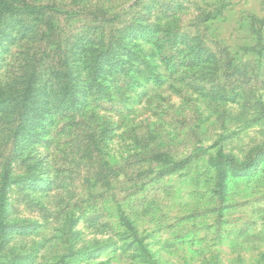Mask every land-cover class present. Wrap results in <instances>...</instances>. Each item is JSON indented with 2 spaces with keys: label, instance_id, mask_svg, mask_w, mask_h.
I'll list each match as a JSON object with an SVG mask.
<instances>
[{
  "label": "rangeland",
  "instance_id": "rangeland-1",
  "mask_svg": "<svg viewBox=\"0 0 264 264\" xmlns=\"http://www.w3.org/2000/svg\"><path fill=\"white\" fill-rule=\"evenodd\" d=\"M3 169L0 264H264V0H0Z\"/></svg>",
  "mask_w": 264,
  "mask_h": 264
},
{
  "label": "trees",
  "instance_id": "trees-1",
  "mask_svg": "<svg viewBox=\"0 0 264 264\" xmlns=\"http://www.w3.org/2000/svg\"><path fill=\"white\" fill-rule=\"evenodd\" d=\"M23 8H25L26 10H28V11H30V10H34V9H36L37 7L36 6H30V5H24L23 6ZM114 18H119V14L118 15H116V16H114ZM31 80H32V78L31 77H29V79H28V81H27V86H26V90L24 91V94H25V96L23 97V99L26 97V96H28V97H30V95H31V93H30V88H29V84L31 83ZM22 93V92H21ZM29 93H30V95H29ZM27 97V98H28ZM163 156H165L163 153H160V154H158L156 157L158 158V159H161ZM165 158V157H164ZM163 160V159H162ZM164 161L166 162L167 161V159H164ZM183 162L184 161H179V162H176V163H173L172 164V166H171V168L172 169H177L178 167H180V166H182V164H183ZM143 172V171H142ZM3 175H4V180H3V182H2V184L0 183V219L2 218L1 216L3 215V205H4V203H5V199H6V192H5V183H7V177L9 176V173H8V170L6 171H4V169H3V173H2ZM142 174H144V173H138V174H136V175H134V178H132L131 180H136L137 178H139L140 177V175H142ZM1 224V223H0Z\"/></svg>",
  "mask_w": 264,
  "mask_h": 264
}]
</instances>
